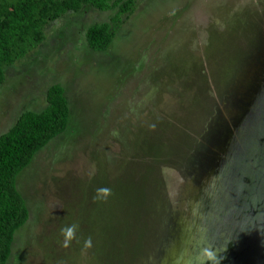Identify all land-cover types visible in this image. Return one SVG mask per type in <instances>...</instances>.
I'll use <instances>...</instances> for the list:
<instances>
[{"label": "rangeland", "instance_id": "374dc122", "mask_svg": "<svg viewBox=\"0 0 264 264\" xmlns=\"http://www.w3.org/2000/svg\"><path fill=\"white\" fill-rule=\"evenodd\" d=\"M134 1L107 51L84 32L115 11L83 6L5 69L0 134L51 85L69 109L17 177L29 220L7 264H98L93 235L151 192L145 165L161 182L159 264H264V0Z\"/></svg>", "mask_w": 264, "mask_h": 264}, {"label": "trees", "instance_id": "16d2710c", "mask_svg": "<svg viewBox=\"0 0 264 264\" xmlns=\"http://www.w3.org/2000/svg\"><path fill=\"white\" fill-rule=\"evenodd\" d=\"M134 4V0H0V85L7 67L41 45L49 23L67 13H77L83 6L101 12L115 11L110 18L112 25L93 24L84 32L89 49L105 52L113 42L121 17L131 15ZM68 116L62 87L51 85L45 92V107L41 111L22 112L0 134V264H7L15 234L29 220L27 204L17 189V177L41 149L66 132ZM178 166L181 168L183 164ZM142 169L137 182L151 192L118 209V229L112 226L109 235H93L91 258L98 264H159L161 261L162 254L156 252L161 235L166 233V225L156 215L158 209H163L158 196L161 182L156 175L149 181V165Z\"/></svg>", "mask_w": 264, "mask_h": 264}, {"label": "clouds", "instance_id": "9594fccd", "mask_svg": "<svg viewBox=\"0 0 264 264\" xmlns=\"http://www.w3.org/2000/svg\"><path fill=\"white\" fill-rule=\"evenodd\" d=\"M98 191H100V192H103L105 195H108L109 194V189H99ZM75 225H73L72 227H69V228H67V229H62V233L64 234V235H66V237H71L72 235H73V232H74V230H75ZM65 247L67 246V244L65 243V245H64Z\"/></svg>", "mask_w": 264, "mask_h": 264}]
</instances>
